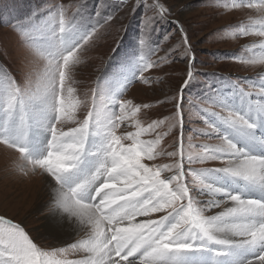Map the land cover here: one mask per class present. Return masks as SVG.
Wrapping results in <instances>:
<instances>
[{"label": "snow or ice", "instance_id": "snow-or-ice-1", "mask_svg": "<svg viewBox=\"0 0 264 264\" xmlns=\"http://www.w3.org/2000/svg\"><path fill=\"white\" fill-rule=\"evenodd\" d=\"M140 6L153 15L146 14L141 20L138 47L158 21L168 19L172 7L181 5L179 0L174 4L136 0L134 9ZM73 7L76 15L72 17L62 4L48 6L46 17H37V13L43 16L44 9H33L25 17V43L34 57L46 63L42 72L27 70L22 83L0 65V143L20 154L21 171L30 166L51 178L48 211L66 216L84 233L56 253L84 255L81 259H52L20 224L0 216V264H264V80L253 99L252 92L229 75L226 86L230 93L213 91L207 100H199L205 105L203 112L215 119L204 118L206 128L193 129L218 137L219 143L196 149L194 137L189 136L185 144L183 89L197 77L195 57L190 55L193 49L181 27L182 38L175 47L184 46L188 68L174 104L172 119L181 129L175 150L160 146L163 133L156 130L165 121L142 126L136 121L137 113L149 105L118 99L123 89L118 96L117 91L94 89L87 120L63 131L59 125L71 118L76 106L65 95L74 91L66 82L78 62V51L94 38L99 23L92 22L91 28L82 23L83 0ZM231 7L252 10L247 22L235 26L237 35L248 36L254 30L264 37V0H233ZM112 19L107 16L105 23ZM73 20L77 22L73 24ZM229 27L233 26H224ZM36 33L44 36L42 43L31 38ZM260 50L264 52V40ZM141 59L145 61L141 69L144 79L143 72L153 63L145 56ZM209 88L212 90L211 84ZM232 96L240 98V107L230 102ZM117 106L118 112L114 110ZM126 121H136V131L117 135ZM233 132L246 140L244 147L235 142ZM152 133L154 139L140 138ZM125 140L130 143H123ZM248 144L257 145L260 154L249 150ZM160 156L172 158V163L143 162ZM205 160H222L224 166L185 168ZM217 175L240 179L244 185L237 190L208 182ZM189 176L191 181L186 182ZM206 193L208 198L201 199ZM211 209L221 210L206 214Z\"/></svg>", "mask_w": 264, "mask_h": 264}, {"label": "rangeland", "instance_id": "rangeland-1", "mask_svg": "<svg viewBox=\"0 0 264 264\" xmlns=\"http://www.w3.org/2000/svg\"><path fill=\"white\" fill-rule=\"evenodd\" d=\"M76 2L77 0H0V65H3L18 83L24 81V73L27 70L42 72L46 63L34 57L25 43L27 37L23 33L28 31L23 27L27 23L25 17L33 9H44L43 16L37 13V17H46L47 7L53 4L66 6L67 14L72 17L76 15L73 7ZM83 2L86 10L82 23L91 28L92 22L98 21L99 23L95 25L98 31L94 38L78 51V62L73 65L70 79L66 82L74 91L65 95L69 102L76 106L71 110V118H66L59 125L63 131L77 127L78 122L87 116L94 89L117 91V96L123 89L118 99H128L138 105H149L147 108L142 107L137 113L136 121L142 126L146 127L153 120L165 121L156 130L157 133H163L160 146L165 151L175 150L173 145L180 138L181 129L174 126L172 119L176 111L174 104L179 100L181 85L187 78L188 68V57L183 55L184 46L175 47L182 38L181 27L193 49L190 55L195 57L193 71L197 77L183 89L185 144L189 136L194 137L193 145L196 149H200L205 143H219L218 137H209L203 132H194L193 129L206 128L204 118L210 121L215 119L203 112L205 105L200 104L199 100H207L213 91L230 93L231 88L226 86L229 75L233 80L238 79L245 91H251L252 98L257 99L256 91L261 86V80H264V59H262L264 52L260 50V43L264 37L257 36L254 30H251L252 34L248 36L237 35L238 29L235 27L241 22H247L252 10L231 7L233 0H211V2L179 0L181 6L172 7L168 19L158 21L153 26L154 30H150L142 37L144 44L138 47L141 20L146 14L152 16L151 11H146L143 6L134 9L136 0H106L105 3L101 0H83ZM146 2L152 3L153 0ZM160 2L174 4L176 0H160ZM98 10L99 15H97ZM109 15H112L113 19L105 23V18ZM76 22L72 21L73 24ZM225 25L233 27L225 29ZM165 35L168 36L167 40H164ZM31 38L38 44L45 39L39 33L33 34ZM142 56L153 63V67L143 72L144 79H141V69L145 63L141 59ZM128 81L132 82L129 84ZM210 84L212 90L209 88ZM189 101L193 103L190 104ZM230 102L236 107L241 106L238 96L230 97ZM114 110L118 112V106ZM213 111H219V108H214ZM197 112L199 115H196ZM136 121L123 123L117 129V135L136 131ZM232 135L238 146H245L241 144L245 140L243 137L234 132ZM140 138L151 140L155 138V133L144 134ZM123 143L127 144L130 141L125 140ZM251 151L260 154L261 149L253 145ZM19 157L17 151L0 143V216H3L5 221L20 224L41 250L52 254V259L83 258V253H69L66 257L64 254L56 253L57 249L67 248L69 244L64 245L65 243L60 239L48 235L43 229L40 215L54 214L48 211L49 201L46 204L43 202L48 200L47 193L50 187L42 181V170L38 168L34 170L29 166L21 171ZM143 162L150 165L170 164L172 158L160 156L153 161L145 159ZM223 166L222 160H205L203 163L186 164L185 168ZM227 179L225 176L217 175L209 177L208 182L239 189L237 186L224 184L223 180L227 181ZM190 181L191 177H186V182ZM194 191L199 195L198 190ZM207 198V193L201 197V199ZM220 210L211 209L206 214H215Z\"/></svg>", "mask_w": 264, "mask_h": 264}, {"label": "bare ground", "instance_id": "bare-ground-1", "mask_svg": "<svg viewBox=\"0 0 264 264\" xmlns=\"http://www.w3.org/2000/svg\"><path fill=\"white\" fill-rule=\"evenodd\" d=\"M245 144L246 143H244V145ZM253 145H255V144H248V147L250 148V150L253 149ZM41 177H42V181L44 182V184L49 186L51 178L48 177L45 173H41ZM32 180H33V178H32ZM231 182H233L237 187H241L240 184H238V182L236 180L231 179ZM224 184H226V183H224ZM47 196H48V200L43 201L45 204L47 201H50V198H51V192L50 191H48ZM40 208L41 207H39V209ZM40 210H42V209H40ZM37 212L39 213V211H37ZM40 218H42V220H43L42 226H43L45 233H47L50 236H53L54 238L60 239L62 241V243H65L64 245H68V244L74 242L78 236H82L84 234V233L79 232L76 229V226L66 216L62 217L58 213H54L53 215H45V214L40 215Z\"/></svg>", "mask_w": 264, "mask_h": 264}, {"label": "clouds", "instance_id": "clouds-1", "mask_svg": "<svg viewBox=\"0 0 264 264\" xmlns=\"http://www.w3.org/2000/svg\"><path fill=\"white\" fill-rule=\"evenodd\" d=\"M88 115V114H87ZM84 121H86L87 120V116H85V118L83 119Z\"/></svg>", "mask_w": 264, "mask_h": 264}, {"label": "crops", "instance_id": "crops-1", "mask_svg": "<svg viewBox=\"0 0 264 264\" xmlns=\"http://www.w3.org/2000/svg\"><path fill=\"white\" fill-rule=\"evenodd\" d=\"M232 179V178H231ZM237 181V180H236ZM224 183H226V182H224Z\"/></svg>", "mask_w": 264, "mask_h": 264}]
</instances>
